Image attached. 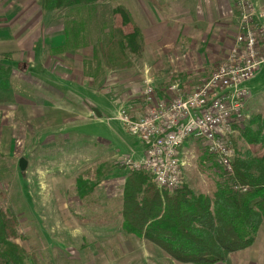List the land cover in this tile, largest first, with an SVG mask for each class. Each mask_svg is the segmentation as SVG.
Masks as SVG:
<instances>
[{
    "label": "rangeland",
    "instance_id": "obj_1",
    "mask_svg": "<svg viewBox=\"0 0 264 264\" xmlns=\"http://www.w3.org/2000/svg\"><path fill=\"white\" fill-rule=\"evenodd\" d=\"M140 2H100L92 10L66 12L69 16L67 26L72 18L80 19L79 15H85L89 11L96 18L87 27L86 42L80 43L84 45L83 48L68 55L64 53L70 48L63 49L64 53L56 54L62 60L54 59L52 62V67L55 62H71L69 65L78 70L79 76L84 73L93 77L90 81L83 78L77 81V84L86 82L90 94L76 97V118L68 120L55 112L43 113L42 104L38 103L41 98L37 97V89L32 90L33 97L23 96L28 94V88L23 86L24 82L31 83V86H45L37 79L40 75L37 74V69H31L27 73L20 69L15 78L12 77L13 94L0 107V204L20 217V231L26 235L27 240L19 243L30 253L37 254L44 264H179L156 245L130 237L121 229L118 212L121 192L118 191L123 188L122 182L130 171L122 165V161H141L143 145L117 118L119 107L127 101L141 112L143 82L146 77H151L163 93L175 82L185 83L186 89L190 90L209 76L207 68L215 69L220 61L217 59L214 65L211 62L206 64L213 55L211 50L208 52L203 49L202 42L197 47L196 42L190 45L187 43L184 47L181 46L182 39L177 47H168L170 19L175 34L185 32V35H189L188 29H184V26H188L191 32L189 37L199 36L196 26L188 23L191 18L187 9L180 8V0H173L169 18L168 0H160L161 9L145 1L148 9L146 11L142 8L146 12L145 16L140 14L137 5ZM118 5L128 7L134 17L141 16L145 23L155 27H144L148 41L146 54L135 59L134 68L125 72L106 69L99 46V41L105 40L103 34L110 31L112 10ZM232 6L236 15L233 2ZM61 16L63 12L60 18ZM236 21L232 25L225 22L235 33ZM231 47L229 45V49ZM184 52L188 53L185 58L188 63L197 66H194L196 72L191 78L187 75L183 78L186 70L181 74L182 68L186 69L181 57ZM58 71L66 74L71 72L62 67ZM48 81L53 83L52 80ZM71 83L72 81H61L58 84L57 81L53 84L68 93L67 88H72L73 85ZM250 90V120L236 136V155L249 149L250 144L242 136V132L246 129L255 132L258 123L264 125V64L251 81ZM54 103L65 108L61 102ZM28 106H32L34 112L30 113ZM84 106L87 111L92 112L86 120H83L84 116L79 112ZM93 109L102 110L103 116L96 118ZM43 114L45 116L41 118ZM180 157L185 163L183 185L190 187L197 195L213 192L221 180L215 156L210 155L201 142L194 141L182 148ZM21 158L28 161V168L24 173L19 168ZM97 174L102 176V188L110 186L112 195L119 196L101 199V194L95 192L91 204H86L77 198V180L80 177L97 179ZM60 201L65 204L63 207L60 206ZM261 237L264 244V230ZM242 253L232 257L233 260L236 259L232 261L233 264H238L237 259L244 256Z\"/></svg>",
    "mask_w": 264,
    "mask_h": 264
},
{
    "label": "trees",
    "instance_id": "obj_2",
    "mask_svg": "<svg viewBox=\"0 0 264 264\" xmlns=\"http://www.w3.org/2000/svg\"><path fill=\"white\" fill-rule=\"evenodd\" d=\"M122 1L41 0V7L44 12L79 11ZM145 1L162 8L160 0ZM86 15L68 23L66 49L86 42L87 27L96 19L92 11ZM111 19L110 31H102L105 40L99 41L103 64L110 71L130 70L146 50L142 30L122 5L112 10ZM12 59V54L0 55V105L13 94ZM242 136L249 149L236 155L231 174L217 162L221 180L208 195H197L187 185L161 191L150 173L130 170L118 201L123 232L156 245L179 264H226L230 256L250 249L264 225V125L258 123L255 132L246 129ZM95 177L77 180V195L86 204H91L102 176ZM20 227V217L0 204V264H44L19 243L27 240Z\"/></svg>",
    "mask_w": 264,
    "mask_h": 264
},
{
    "label": "built area",
    "instance_id": "obj_3",
    "mask_svg": "<svg viewBox=\"0 0 264 264\" xmlns=\"http://www.w3.org/2000/svg\"><path fill=\"white\" fill-rule=\"evenodd\" d=\"M231 1L237 17L233 44L207 78L190 90L175 82L160 95L146 77L141 112L127 101L119 107L117 118L144 149L141 161L125 159L122 165L150 173L161 191L183 185L181 150L194 141L215 156L224 172H233L234 138L250 120V83L264 64V0Z\"/></svg>",
    "mask_w": 264,
    "mask_h": 264
},
{
    "label": "crops",
    "instance_id": "obj_4",
    "mask_svg": "<svg viewBox=\"0 0 264 264\" xmlns=\"http://www.w3.org/2000/svg\"><path fill=\"white\" fill-rule=\"evenodd\" d=\"M132 1H138V2L141 1L137 5L139 6L140 14L142 13V16H145L146 12L142 9L145 8L146 11L148 10L145 4V0H132ZM180 1L182 2L180 8L181 9L186 8L187 12L190 15L189 17L191 19L190 22L188 21V23H192L196 26V30L199 36L193 38L189 37L191 32H190V27L188 26H184V29L186 30L188 29L187 33L189 35H185L184 34L185 32L182 33L180 32L181 34L180 33L175 34L171 26L172 19H170L168 20V47H174V46L177 47L179 41L181 42L182 39L183 41L181 42V46L184 47L187 46V43L188 45H190L195 42L197 44L195 47H197L198 45H200L199 43L202 42L201 46H203V49H205L208 52L209 50H211V54L213 55L212 59H210L206 64L211 62L214 65L217 59H219L220 61L221 57H225L226 53H228L226 51L230 50L229 45H232L233 43L232 39H234L233 36L235 35V31L234 30L232 31V29H230V26L226 25L225 23V22L231 23L232 25L236 21V15H234V9L231 0H180ZM172 4H173V0H168V18L170 17V6H172ZM126 8L130 11L128 7ZM71 11H75V10L63 11V16H61L62 18H60L62 12H44L41 7V0H0V55L1 54L13 55L12 61L9 62L11 63L13 70L14 77L13 76L12 77L15 78L16 73L19 72L20 69L22 70V72H26V73L31 69L32 70L37 69V74L40 73L37 79L43 82L45 86L46 85L47 86L46 87L40 86L39 84H38L39 87H37L36 85L31 86V83L24 82L25 84L23 83V86L27 87L30 90L28 91L27 89L28 94L23 96L33 97L32 90L37 89V94H39L37 97L41 98V101H38L39 104H42L41 111L43 113L47 112V114L55 112L58 113L56 115L63 117L65 116L68 118V120H72L76 118V114L78 111L76 97L81 94L85 96L86 95L89 96L90 94L89 93L90 88L86 86L87 83L85 82L83 84L82 83L77 84V81L80 80V78H83V80L87 79L89 81L92 80L93 78L91 75L84 73H81L79 76L78 70L72 68V66L69 65V63L71 62H65L67 64L55 62L54 66L52 67V62L54 61V59L62 60L61 57L59 58V56H57L56 54L64 53L66 50L65 48L66 30L68 27L67 20L69 17L67 16L66 12H71ZM86 14L81 16L79 15V17L87 16ZM72 16L75 17V15ZM141 18H142L141 16H138V18L133 16V19L142 30L145 40V46H146L145 54H146L148 41L145 30L146 28H150L151 25L147 22L145 23L143 21L144 18L143 19ZM175 24L177 23L175 22ZM145 26L146 28H144ZM153 29H155V27ZM149 30L151 31V29ZM172 32L173 34H171ZM79 48H83V46L80 45ZM78 49L70 48L69 51L64 53V55H68L70 54V52L73 53ZM187 55H188L187 52H184V54L181 55L182 59L185 61L184 64L186 68V69L182 68L183 67L182 64L181 68L183 69V71L181 72V74H183L184 71L186 70L185 71L186 74L182 75L183 78L186 75L189 76L188 78H191L196 72L195 67H197L194 65V63L192 64L188 63L187 59H185L187 58ZM59 65L60 67L71 71L70 74H66V72L60 73L58 71V68L60 69ZM213 70L214 69L210 67L207 68L206 71H208L210 75L213 72ZM122 71L125 72L127 70H122ZM33 73H36V71ZM30 76L34 77L33 74L32 75L30 74ZM48 80H52L53 83L58 81V84H60L61 81H66V82L72 81L71 85L72 84L73 85L72 88H67V91L69 93L68 94L67 92L61 91L59 87H57L53 83L51 84V82ZM47 81L49 84L46 83ZM155 86L159 91V87L156 82H155ZM159 93L160 95H164L163 92L159 91ZM54 98H59L60 100L57 101ZM54 102H59V103L61 102L63 105H65V108L58 107L57 104ZM3 105L4 103L1 104L0 107H2ZM248 105H247V110H248ZM27 109L29 110L30 113L34 112L32 106H28ZM95 110L97 109H93L94 113ZM79 112L81 116H84L83 120L84 119L86 120V118L92 113L90 110L87 111L86 106H84L83 109L79 110ZM100 114L102 117L103 116L102 110L100 111ZM43 116H45V114H43L41 118ZM101 117H98L96 115V118H101ZM236 136L234 138V144H235ZM143 156H144V149L142 150V157ZM122 183L123 186L124 180ZM106 187L107 188L104 189L102 188V184H100L99 185L100 189L98 187H97L98 190L96 189V193L98 192L101 194L100 197L101 199L104 198L108 199L110 197L114 198L115 196L116 197L119 196L118 194L112 195V190L110 189V186L109 187L106 186ZM122 190L123 189H121V191H118L121 192L120 197L122 196ZM64 205L62 203L60 204L61 207H63ZM121 223H122V219H121ZM121 229H122V224H121ZM263 230H264V225L261 227L258 233L255 244L250 249L243 252L244 253L243 257H239V259H237L238 264H244V263L264 264V244L262 242V237H261ZM128 236L134 237L132 235H128ZM259 239L260 242H258ZM247 253L249 254L248 256ZM232 257H234V255L229 257V260L226 264H231L232 261H236V259L233 260Z\"/></svg>",
    "mask_w": 264,
    "mask_h": 264
},
{
    "label": "water",
    "instance_id": "obj_5",
    "mask_svg": "<svg viewBox=\"0 0 264 264\" xmlns=\"http://www.w3.org/2000/svg\"><path fill=\"white\" fill-rule=\"evenodd\" d=\"M95 113L98 117H101V114L99 113L98 110H95ZM19 168L21 170L22 173L26 172L27 168H28V161L25 158H21L19 160Z\"/></svg>",
    "mask_w": 264,
    "mask_h": 264
}]
</instances>
